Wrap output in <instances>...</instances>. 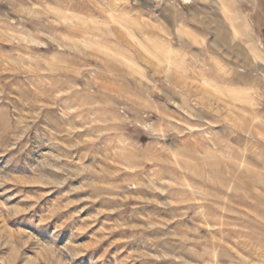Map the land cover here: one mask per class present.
<instances>
[{
    "label": "clouds",
    "instance_id": "obj_1",
    "mask_svg": "<svg viewBox=\"0 0 264 264\" xmlns=\"http://www.w3.org/2000/svg\"><path fill=\"white\" fill-rule=\"evenodd\" d=\"M149 2L171 19L141 0L34 4L22 19L46 31L5 39L29 51L5 74L33 81L29 123L57 110L79 136L54 133L62 147L111 149L91 169L110 199L159 210L144 231L161 235L122 264H264V0Z\"/></svg>",
    "mask_w": 264,
    "mask_h": 264
},
{
    "label": "rangeland",
    "instance_id": "obj_2",
    "mask_svg": "<svg viewBox=\"0 0 264 264\" xmlns=\"http://www.w3.org/2000/svg\"><path fill=\"white\" fill-rule=\"evenodd\" d=\"M41 2L0 0V85L5 88L0 98V264H122L129 253L144 250L149 238L161 235L144 231L149 217L159 210L110 199L123 193L101 187L111 181L91 169L107 165L111 149L104 143L74 150L62 147L53 139L54 133L64 144L75 143L79 136L60 135L65 122L57 110H46L29 123L33 81L5 74L6 58L29 54L25 46L5 39L46 31L21 16ZM43 2L86 9L90 0ZM141 3L144 11L171 19L167 4L155 9L149 0ZM52 51L31 49V53ZM97 198L101 208L96 207ZM108 227L115 235L102 239ZM117 237L122 242L113 244ZM157 249L174 250L166 243Z\"/></svg>",
    "mask_w": 264,
    "mask_h": 264
}]
</instances>
